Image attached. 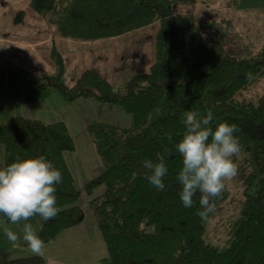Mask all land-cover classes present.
I'll return each mask as SVG.
<instances>
[{"label": "trees", "instance_id": "obj_1", "mask_svg": "<svg viewBox=\"0 0 264 264\" xmlns=\"http://www.w3.org/2000/svg\"><path fill=\"white\" fill-rule=\"evenodd\" d=\"M198 1L31 0L30 8L69 40L92 42L158 27L149 72L135 74L116 86L94 68L69 85L64 60L55 47L53 75L0 63L4 166L17 158L43 155L63 177L56 192L58 214L44 220L37 234L45 245L85 219L79 203L81 191L67 160V154L76 150L75 141L64 121L47 124L14 116L1 103L35 105L57 91L69 103L92 99L118 106L133 120L131 128L101 122L88 127L103 164L101 174L85 187L89 195L103 188L90 201L107 247V256L99 264H264V96L258 101L239 98L264 76V54L255 62L242 60L210 37L197 15L174 9L175 4ZM23 19L24 12H19L15 23ZM186 111H211L213 127L220 122L237 125L242 151L234 160L237 163L244 157L251 167L242 214L233 224L226 249L205 239L215 211L201 220L196 215L198 198L193 207L184 208L178 196L175 177L181 158L173 146L182 138ZM145 159L164 160L169 169L164 178L166 190L149 185L142 166ZM225 197L223 191L215 199V210ZM1 264H45V259L35 255Z\"/></svg>", "mask_w": 264, "mask_h": 264}, {"label": "rangeland", "instance_id": "obj_2", "mask_svg": "<svg viewBox=\"0 0 264 264\" xmlns=\"http://www.w3.org/2000/svg\"><path fill=\"white\" fill-rule=\"evenodd\" d=\"M234 2L235 0H199L193 4H175L174 9L179 14L197 15L205 25L208 35L221 41L236 57L251 62L258 61L264 54V0H237V4ZM157 30L158 28L150 27L149 30L140 31L136 35L115 38L111 46L115 45L117 49L118 63L125 57V47L141 37L150 36L152 41ZM151 41L147 46L150 58L154 56V42ZM263 96L264 76L239 98L258 101ZM3 102L2 105L12 107L14 116L37 119L47 124L64 121L76 145L75 152L67 154V160L75 176L76 186L81 191L79 203L85 212V219L81 225L63 231L55 242L45 245L43 253L39 256L44 259L46 256L45 264H99L101 259L107 256V247L100 229V221L93 212L90 201L92 196L99 194L103 188H97L89 195L85 187L101 174L103 164L91 140L88 127L91 123L101 122L131 128L132 116L118 106L101 104L92 99L69 103L64 101L57 91L37 105L7 100ZM4 155L5 149L0 145V167H4ZM236 165L238 173L232 180L225 181L226 197L206 227V241L221 249L228 248L231 243L233 224L242 214L247 176L251 171L249 162L244 157L239 159ZM43 221L38 217L27 223H30L38 234ZM24 223L5 224L0 221V264L35 256L22 239ZM3 227L21 235V239L12 244L4 236Z\"/></svg>", "mask_w": 264, "mask_h": 264}, {"label": "clouds", "instance_id": "obj_3", "mask_svg": "<svg viewBox=\"0 0 264 264\" xmlns=\"http://www.w3.org/2000/svg\"><path fill=\"white\" fill-rule=\"evenodd\" d=\"M251 79V74H249ZM184 132L174 150L181 158V168L175 179L179 185L178 196L184 208H191L198 198L196 215L207 220L215 211V199L225 189V181L236 177L238 168L234 157L242 151L237 135L239 128L228 122L216 123L211 111L201 114L186 111L183 114ZM145 178L157 191L166 190L164 178L169 169L163 159L153 162L145 159ZM63 177L51 161L41 155L29 159L17 158L0 167V221L5 224L25 222L22 239L35 255H41L45 242L36 234L30 218L41 217L48 221L58 214L57 186ZM4 236L15 244L21 239L8 227L2 228Z\"/></svg>", "mask_w": 264, "mask_h": 264}, {"label": "crops", "instance_id": "obj_4", "mask_svg": "<svg viewBox=\"0 0 264 264\" xmlns=\"http://www.w3.org/2000/svg\"><path fill=\"white\" fill-rule=\"evenodd\" d=\"M30 3L31 0H0V63L14 64L37 74L53 75L56 73L52 59L55 47L64 60L69 85H73L75 80L90 68L98 70L115 86L135 74L149 72L154 62V56L150 58L147 51L150 36L135 39L132 45L125 47V57L118 63L117 49L115 45L111 46L115 38L92 42L62 38L54 25L30 8ZM19 12H24V19L16 24L15 18ZM151 27L158 28L157 25ZM149 28L121 38L136 35ZM152 41L155 44V38ZM3 103L2 101L1 104ZM44 257L46 259V256Z\"/></svg>", "mask_w": 264, "mask_h": 264}]
</instances>
